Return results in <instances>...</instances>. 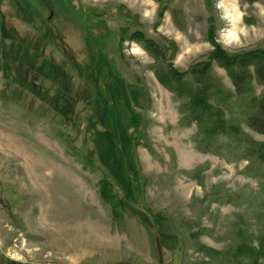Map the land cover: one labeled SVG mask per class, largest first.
<instances>
[{
	"label": "rangeland",
	"instance_id": "1",
	"mask_svg": "<svg viewBox=\"0 0 264 264\" xmlns=\"http://www.w3.org/2000/svg\"><path fill=\"white\" fill-rule=\"evenodd\" d=\"M211 28L264 49V0H0V264H264L238 255L264 239V163L199 151L159 80L207 59Z\"/></svg>",
	"mask_w": 264,
	"mask_h": 264
},
{
	"label": "trees",
	"instance_id": "2",
	"mask_svg": "<svg viewBox=\"0 0 264 264\" xmlns=\"http://www.w3.org/2000/svg\"><path fill=\"white\" fill-rule=\"evenodd\" d=\"M123 18L133 25L138 23L137 17L128 12ZM214 34L215 29L211 28L209 41L215 50L207 59L186 71L172 69V65H169V72L159 74V80L177 97L187 98V103L180 106L184 115L181 122L197 126L196 142L199 151L223 155L228 161L257 159L264 163V143L254 140L243 128L245 125L264 135V96H255L251 88L253 80L264 87V49L259 47L236 53L228 52L215 43ZM131 38L143 42L146 48L155 47V43L139 30L133 32ZM214 62L230 76L233 93L218 79L211 77ZM127 175L128 172L124 174ZM114 187L107 176L99 182L101 199L112 205L114 214L119 217L116 208L123 207V201L117 200ZM243 253L254 259L255 263L264 259V239L260 249L245 246L244 250H238V255Z\"/></svg>",
	"mask_w": 264,
	"mask_h": 264
},
{
	"label": "bare ground",
	"instance_id": "3",
	"mask_svg": "<svg viewBox=\"0 0 264 264\" xmlns=\"http://www.w3.org/2000/svg\"><path fill=\"white\" fill-rule=\"evenodd\" d=\"M132 53L133 54H136V55H139V54H141V51L138 50V49H135V50L132 51Z\"/></svg>",
	"mask_w": 264,
	"mask_h": 264
}]
</instances>
